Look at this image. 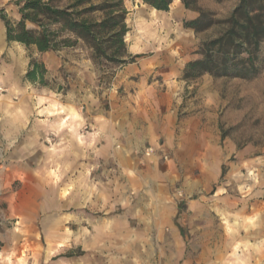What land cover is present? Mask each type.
<instances>
[{"label": "crops", "instance_id": "0c3cea01", "mask_svg": "<svg viewBox=\"0 0 264 264\" xmlns=\"http://www.w3.org/2000/svg\"><path fill=\"white\" fill-rule=\"evenodd\" d=\"M156 13L168 19L163 23L165 28L197 17V13L185 10L179 0L173 1L168 12ZM148 24L151 26L146 28L156 25L161 29L152 21ZM142 39L136 46L127 45L131 56L141 57L114 76L105 116L98 110L97 97L89 109L87 98L76 97L79 92L87 93L84 86L69 85L60 101L57 91L40 93L34 84L25 83L27 50L6 41L0 21V87L6 90L0 95V193L16 183L17 191H6L4 203L13 205L25 217L33 216L41 210V190L47 187L41 182L47 171H60L61 184L54 180L51 187L64 190L62 200L56 198L55 204L63 208L65 251L78 248L81 252L103 253V233L86 227L92 220L91 213H102L104 208L113 212L120 202L119 189L120 199L127 200L132 182L147 186L151 195L150 224L144 233L151 238L148 249L164 256L174 254V261L165 258L162 262L175 264L185 252L179 223L196 235L212 227L206 222L215 221V214L179 215L169 202L167 188L173 183L179 162L198 166V158L208 155L209 150L203 151L200 142L215 139L217 127L214 119L203 120L193 113L192 101H184L182 95L199 86L198 81L204 78L183 80L185 65L197 59L194 48L188 50L185 42L179 43L176 58L159 52L157 36ZM189 45L194 47V43ZM45 55L40 56L47 69L59 67L56 60ZM84 63L91 67L89 61ZM200 89L199 86L197 91ZM147 149L154 151L149 159L143 157ZM164 156H169V160L159 162ZM139 161L144 162V167L138 166ZM27 205L33 206L32 210ZM76 235L80 237L77 242L72 239ZM88 236L93 239L83 240ZM108 236L119 237V231L112 230ZM0 241L3 243L1 238ZM106 247L111 252L120 251L115 244ZM114 262L120 264L119 260ZM65 264H73L72 257Z\"/></svg>", "mask_w": 264, "mask_h": 264}, {"label": "rangeland", "instance_id": "374dc122", "mask_svg": "<svg viewBox=\"0 0 264 264\" xmlns=\"http://www.w3.org/2000/svg\"><path fill=\"white\" fill-rule=\"evenodd\" d=\"M18 1L0 0V11L11 21L19 18L15 5ZM237 3L238 0H200L199 6L212 12L216 18H224ZM123 4L128 11L126 45H138L143 36H157V47L162 54L179 57V43L185 42L188 50L194 48L198 59L200 41L214 35V30L195 35L192 30L184 28V23H171L165 28L168 19L143 6L140 0H123ZM150 21L161 25V29L156 25L146 28L151 26ZM187 41L194 43V47ZM26 56L43 62V57L33 51H27ZM45 58L49 56L45 55ZM52 59L59 63V67L47 69L44 64L47 69L44 84L35 85V89L42 93L56 91L59 87L64 90L57 91L63 101L69 85L84 86L87 93L79 92L76 97L87 98L88 109L90 102L97 97L98 110L106 116L109 112L108 91L113 80L107 84V80L101 79L102 74L95 70L79 48L64 50ZM84 60L90 62L91 70L84 65ZM257 69L256 75L249 79L203 75L204 78L198 81L202 89L197 91V86L182 93L184 101H192L193 113H198L203 120L212 118L216 121L217 133L213 140L211 137L201 140V149L209 150V153L198 158V166L191 162H179L175 166L167 196L179 215L211 213L215 214V221L206 222L212 227L196 235L179 223L185 252L175 264H264V42ZM145 151L144 158L154 156V153L146 156ZM167 158L169 160V156ZM2 159L0 154V167ZM164 161L162 158L159 162ZM138 166L144 167V162L139 161ZM59 172L47 171L41 182L47 184L41 190V210L33 216L25 217L15 211L13 205L9 207L4 203L6 191L8 194L17 191L16 183L0 193V238L3 240L0 264H65L70 257L73 264H115L117 260L120 264H163L165 258L174 261V254L165 253L167 256H164L158 250L148 249L151 238L144 233L150 224L151 195L147 186L140 187L133 182L127 200L120 199L122 190L119 189L117 200L120 202L113 212L104 208L102 213H91L92 220L86 224L89 229L103 233L105 251L81 252L78 248L65 251L63 208L55 204L56 198L62 200L64 190L51 187L54 180L61 184ZM27 207L32 210L33 206ZM112 230L119 231V237L108 236ZM87 238L93 239L88 236L83 240ZM72 239L77 242L80 237L76 235ZM193 239L196 245H193ZM111 244L118 246L120 251L107 250L106 246Z\"/></svg>", "mask_w": 264, "mask_h": 264}, {"label": "trees", "instance_id": "16d2710c", "mask_svg": "<svg viewBox=\"0 0 264 264\" xmlns=\"http://www.w3.org/2000/svg\"><path fill=\"white\" fill-rule=\"evenodd\" d=\"M140 1L153 11L166 13L175 0ZM179 1L185 10L197 13L194 20L184 22V28L195 35L214 30V35L200 41L199 58L185 65L183 80L193 81L203 75L239 79L256 75L264 42V0H238L224 18L202 9L200 0ZM15 5L17 21L0 11L6 41L36 55L46 54L52 59L64 50L79 48L107 84L117 71L141 57L128 53V11L123 0H20ZM46 73L44 63L29 56L24 81L43 85ZM56 91L64 90L58 87ZM2 248L0 241V251Z\"/></svg>", "mask_w": 264, "mask_h": 264}, {"label": "built area", "instance_id": "2783aa9c", "mask_svg": "<svg viewBox=\"0 0 264 264\" xmlns=\"http://www.w3.org/2000/svg\"><path fill=\"white\" fill-rule=\"evenodd\" d=\"M5 93H6V90H5L4 88H1V87H0V95H3V94H5ZM145 153H146V156H151V155H153L154 151H153L152 149H147V150L145 151ZM163 159H164L165 161L168 160L167 156H164Z\"/></svg>", "mask_w": 264, "mask_h": 264}, {"label": "bare ground", "instance_id": "6f19581e", "mask_svg": "<svg viewBox=\"0 0 264 264\" xmlns=\"http://www.w3.org/2000/svg\"><path fill=\"white\" fill-rule=\"evenodd\" d=\"M154 12H156V11H154ZM147 25V24H146ZM150 29V28H149Z\"/></svg>", "mask_w": 264, "mask_h": 264}]
</instances>
